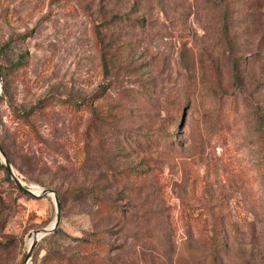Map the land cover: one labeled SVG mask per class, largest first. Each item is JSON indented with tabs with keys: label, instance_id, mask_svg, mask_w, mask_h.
Listing matches in <instances>:
<instances>
[{
	"label": "rangeland",
	"instance_id": "374dc122",
	"mask_svg": "<svg viewBox=\"0 0 264 264\" xmlns=\"http://www.w3.org/2000/svg\"><path fill=\"white\" fill-rule=\"evenodd\" d=\"M23 49L25 65L0 73L2 149L24 186L55 191L65 234L112 242L62 241L64 255L210 264L217 247L216 264H264V0H0V63ZM7 174L0 264H22L55 207ZM78 186L123 216L95 211ZM41 236L25 264H48L55 237Z\"/></svg>",
	"mask_w": 264,
	"mask_h": 264
},
{
	"label": "trees",
	"instance_id": "16d2710c",
	"mask_svg": "<svg viewBox=\"0 0 264 264\" xmlns=\"http://www.w3.org/2000/svg\"><path fill=\"white\" fill-rule=\"evenodd\" d=\"M6 45V44H5ZM7 46V45H6ZM27 56H28V51L27 49H23L19 52H16L15 55L9 59V62L7 65L4 66V64L0 63V73L4 79V81L6 82V75L8 76V71L11 70H18L20 68H22L27 60ZM6 83L3 84V86ZM9 94L8 89L6 87H3L1 92H0V98L2 97H6ZM51 99H53V97L49 96V95H44L40 98H38L35 103L30 104V105H26V106H22L18 109H13L15 115L18 118L21 119H26L29 115L33 114L35 112V110H40L41 108H43V106L47 105ZM58 99V98H56ZM58 100L68 103L69 105H73L74 108H78L79 105H86L87 102H84L83 100H76L73 98H59ZM162 136L168 140L169 143H172V141H174V135L172 133V131L170 130H165L162 133ZM176 140V139H175ZM3 143H4V139L3 137L0 135V144L1 147H3ZM4 149V148H3ZM6 156L8 157L10 163L12 164L13 167L18 168L17 163L14 161V158L12 155L9 154L8 151H5ZM259 164H264L262 161L258 162ZM0 167L3 168L4 172H5V176L8 178V174H7V170L5 168V166L3 165L2 162H0ZM147 168L144 169V171H146ZM74 191L79 195V196H83V195H87L88 194V198H91V203L93 204V206L95 207L94 210L97 212H101L104 213V216H109V215H117V216H123L121 210V206L119 204H117L114 200L115 198L110 197V196H106L105 198H102L103 196H97L92 192L90 189L84 187V186H78L76 188H74ZM60 206V203H59ZM59 222V221H58ZM108 223L100 228L95 229L94 231L96 232H105L107 230V226ZM94 233V232H93ZM92 232H88L86 231L84 233L83 236H70L65 234L61 228L57 225L55 226V228L53 230H51L48 234H43L41 236V239L44 241H47L49 239V237L53 236L55 237V241L53 243H51V245H55V249L54 251H52V248L50 247L48 250H46L47 252H45L44 254V259L48 264H102L101 263V258H105L107 257L105 254H100V255H95L97 256L96 258L94 255L92 256L91 254H86L85 252L79 253L77 256L74 255H64V250L62 251V241H66L67 243H70V241H78L80 243H83L85 245H95L96 247H99V250L101 249V251H107L108 250V244L112 245V242H104L102 244H104L105 246H101V244L99 243V236H94ZM216 243H218L221 240V237L217 236L216 238ZM217 252H218V248H212L211 252L209 253L210 255V260L209 263L210 264H216L217 261Z\"/></svg>",
	"mask_w": 264,
	"mask_h": 264
},
{
	"label": "water",
	"instance_id": "95a60500",
	"mask_svg": "<svg viewBox=\"0 0 264 264\" xmlns=\"http://www.w3.org/2000/svg\"><path fill=\"white\" fill-rule=\"evenodd\" d=\"M0 157L2 159V162L7 170V172L9 173V176L11 178V180L14 182V184L16 186H18L21 190L32 194V195H39L43 192L46 193H50L52 194V198H53V202H54V207H55V212H54V218L52 220L51 224H47L45 226L39 227L37 229H35L32 233L31 236H33V239L28 242L27 248H26V252L24 255V259L22 261V264L26 263L27 258L30 256L31 254V250L35 244V241L37 240V238H39L41 235L50 232L51 230H53L55 228V226L57 225L58 221H59V198L57 196V194L55 193V191L52 188L49 187H40V191L38 193H35L31 190V188L29 186H24L21 182V180L19 179V177L15 174V172L13 171L11 164L9 162L8 157L5 155L1 145H0Z\"/></svg>",
	"mask_w": 264,
	"mask_h": 264
},
{
	"label": "bare ground",
	"instance_id": "6f19581e",
	"mask_svg": "<svg viewBox=\"0 0 264 264\" xmlns=\"http://www.w3.org/2000/svg\"><path fill=\"white\" fill-rule=\"evenodd\" d=\"M32 191L36 193V192H38V189H34V188H32ZM49 194L52 195L51 192H50ZM32 239H33V236H32ZM32 239H31V240H32Z\"/></svg>",
	"mask_w": 264,
	"mask_h": 264
}]
</instances>
